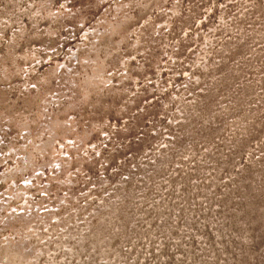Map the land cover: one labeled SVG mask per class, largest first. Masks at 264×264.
I'll return each instance as SVG.
<instances>
[{"label":"rangeland","instance_id":"obj_1","mask_svg":"<svg viewBox=\"0 0 264 264\" xmlns=\"http://www.w3.org/2000/svg\"><path fill=\"white\" fill-rule=\"evenodd\" d=\"M69 1L0 0V264H264V0Z\"/></svg>","mask_w":264,"mask_h":264},{"label":"trees","instance_id":"obj_2","mask_svg":"<svg viewBox=\"0 0 264 264\" xmlns=\"http://www.w3.org/2000/svg\"><path fill=\"white\" fill-rule=\"evenodd\" d=\"M81 1H82V0H70L69 3L72 2L71 5H72V6H75L77 3L81 2ZM78 34H79V33H77V36H78ZM75 36H76V35H75ZM76 38H79V37H76Z\"/></svg>","mask_w":264,"mask_h":264}]
</instances>
